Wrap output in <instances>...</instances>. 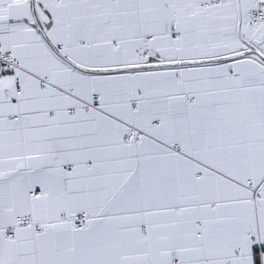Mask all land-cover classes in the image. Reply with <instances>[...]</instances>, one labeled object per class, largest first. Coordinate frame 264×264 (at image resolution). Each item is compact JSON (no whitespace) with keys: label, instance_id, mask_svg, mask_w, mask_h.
Instances as JSON below:
<instances>
[{"label":"snow or ice","instance_id":"snow-or-ice-1","mask_svg":"<svg viewBox=\"0 0 264 264\" xmlns=\"http://www.w3.org/2000/svg\"><path fill=\"white\" fill-rule=\"evenodd\" d=\"M0 264H264V0H0Z\"/></svg>","mask_w":264,"mask_h":264}]
</instances>
